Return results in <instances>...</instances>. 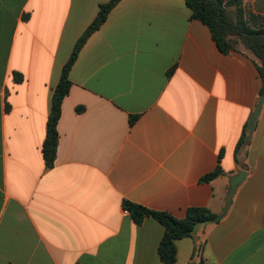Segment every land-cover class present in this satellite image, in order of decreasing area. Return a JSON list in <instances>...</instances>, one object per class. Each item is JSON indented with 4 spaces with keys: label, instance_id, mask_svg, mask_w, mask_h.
I'll return each mask as SVG.
<instances>
[{
    "label": "crops",
    "instance_id": "crops-1",
    "mask_svg": "<svg viewBox=\"0 0 264 264\" xmlns=\"http://www.w3.org/2000/svg\"><path fill=\"white\" fill-rule=\"evenodd\" d=\"M109 1L0 0V264H163V226L136 224L124 201L221 217L176 241L175 264H264V102L247 130L262 78L243 46L220 52L185 0H121L110 12L70 71L46 167L53 91ZM242 9L264 30V0Z\"/></svg>",
    "mask_w": 264,
    "mask_h": 264
},
{
    "label": "trees",
    "instance_id": "trees-1",
    "mask_svg": "<svg viewBox=\"0 0 264 264\" xmlns=\"http://www.w3.org/2000/svg\"><path fill=\"white\" fill-rule=\"evenodd\" d=\"M121 0H110L99 6V12L92 24L78 40L72 54L63 66L58 84L56 85L51 109L46 126V137L43 143L42 154L48 169L54 166L58 148V122L62 113V103L69 94L72 83L70 71L74 66L82 48L88 39L97 32L106 22L110 12ZM244 0H185L187 8L191 12V18L206 25L221 53L227 55L243 46L255 57L258 72L262 78L260 96L264 97V30H255L248 26L243 18L242 4ZM174 69L168 72L171 75ZM16 82H22L20 74L14 75ZM135 118L130 119L133 124ZM250 133L246 129L237 149L242 147ZM222 155L219 156L221 162ZM222 174L218 166L213 172L202 177L201 181L209 183ZM124 207L128 210L132 220L141 224L145 218L155 219L164 228V234L158 247V254L163 264H175L177 258L176 241L191 237L201 224H214L220 221V216L206 208H190L184 219H176L166 212L148 210L140 205L124 201ZM199 264H204L201 261Z\"/></svg>",
    "mask_w": 264,
    "mask_h": 264
},
{
    "label": "water",
    "instance_id": "water-1",
    "mask_svg": "<svg viewBox=\"0 0 264 264\" xmlns=\"http://www.w3.org/2000/svg\"><path fill=\"white\" fill-rule=\"evenodd\" d=\"M263 102H264V97H261L260 98V102L258 103L256 110L254 111L253 115L250 118V121H249V124H248V127H247V130L249 132H252L253 129H254V125H255V122H256V120L258 118L260 110L262 108ZM245 175H246L245 172H240L239 175H237L236 177H233L231 179L230 192H229V203H228L229 205L231 203V198H232V195H233L236 187L243 181Z\"/></svg>",
    "mask_w": 264,
    "mask_h": 264
},
{
    "label": "built area",
    "instance_id": "built-area-1",
    "mask_svg": "<svg viewBox=\"0 0 264 264\" xmlns=\"http://www.w3.org/2000/svg\"><path fill=\"white\" fill-rule=\"evenodd\" d=\"M126 213H127V211H126Z\"/></svg>",
    "mask_w": 264,
    "mask_h": 264
}]
</instances>
